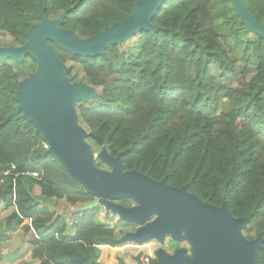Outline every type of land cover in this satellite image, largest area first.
<instances>
[{
	"label": "trees",
	"instance_id": "16d2710c",
	"mask_svg": "<svg viewBox=\"0 0 264 264\" xmlns=\"http://www.w3.org/2000/svg\"><path fill=\"white\" fill-rule=\"evenodd\" d=\"M140 1L0 0V36L23 45L43 11L49 20L66 13L61 27L89 38L125 20ZM243 2L264 25V0ZM152 25L155 33L141 31L102 56H73L50 43L62 63L73 64L71 82L97 92L76 107L87 143L121 154L125 171L184 186L215 206L224 201L233 217L249 218L247 239H264V37L239 23L231 0H165ZM35 68L30 57L0 62V204L10 210L2 227L32 232L31 258L41 264L89 260L93 244L113 245L117 237L95 221L97 209L62 216L60 202L79 208L93 197L17 108V85ZM7 239L0 235V243Z\"/></svg>",
	"mask_w": 264,
	"mask_h": 264
},
{
	"label": "water",
	"instance_id": "95a60500",
	"mask_svg": "<svg viewBox=\"0 0 264 264\" xmlns=\"http://www.w3.org/2000/svg\"><path fill=\"white\" fill-rule=\"evenodd\" d=\"M164 1L134 3L125 20L89 38H79L61 27L66 13L49 20L41 11L39 21L27 29L23 45L0 46V60L21 62L30 57L36 65L35 71L17 85V108L44 139L48 152L60 162L68 177L93 197L76 213L102 207L119 221L137 226L118 243L140 245L153 240L163 245L169 238L190 247V255L183 248L173 254L161 248L153 264H258L262 237H245L248 217L235 218L224 201L220 206L203 202L184 186L172 187L141 172L125 171L121 154L113 157L102 149L95 155L87 143V131L79 124L76 107L94 98L97 92L82 82H71L67 65L50 46L53 43L73 56H102L107 47L120 45L141 31L155 33L152 19ZM231 3L239 23L264 37V25L255 19L243 0ZM95 159L108 170L97 167ZM119 200H128L133 206L124 207Z\"/></svg>",
	"mask_w": 264,
	"mask_h": 264
},
{
	"label": "rangeland",
	"instance_id": "374dc122",
	"mask_svg": "<svg viewBox=\"0 0 264 264\" xmlns=\"http://www.w3.org/2000/svg\"><path fill=\"white\" fill-rule=\"evenodd\" d=\"M1 40V47H17V45L14 43L13 39L10 38L9 36H0ZM28 63L29 60H27ZM26 61V63H27ZM0 62H4L5 64H9L14 66L15 61L11 59H5V60H0ZM19 63V62H18ZM68 67L73 65L72 63L66 64ZM31 74V73H30ZM80 126L87 131L85 126ZM95 155L99 153V150H94ZM99 162L98 159H95V164ZM101 169L103 170H108L104 165L100 166ZM38 189L34 190L35 194H38ZM133 206V203H131ZM59 208L62 213V216L69 220L71 214L76 213V210L78 207H71L67 205L64 202L59 203ZM10 214V210H5L2 205L0 204V235H7L8 239L0 243V257H3L2 261L0 264H5V256L8 257H14L16 256L17 258H14L11 260V264H38L34 260L31 259V253H30V247L28 245V242L34 238V235L32 232H24L22 229V226L18 227L16 230L9 232L8 230L3 229L2 227L4 225V218ZM95 221L99 224H102L106 227L114 228L116 231H130L133 230V228L137 229V226L133 224H126L121 221L115 216H112L109 212H105L102 207H99L97 209V213L95 215ZM69 233H72V229H69ZM2 241V240H0ZM125 245H131L135 246L133 249L135 250V254L139 255L141 259L147 258L146 255L151 253L154 249L162 247L165 251H169L167 249V244H164L163 246H160L156 241H149L146 242L145 244L141 246H136L132 244H125ZM10 257L7 259L10 261Z\"/></svg>",
	"mask_w": 264,
	"mask_h": 264
},
{
	"label": "flooded vegetation",
	"instance_id": "af4514ba",
	"mask_svg": "<svg viewBox=\"0 0 264 264\" xmlns=\"http://www.w3.org/2000/svg\"><path fill=\"white\" fill-rule=\"evenodd\" d=\"M110 228V227H108ZM114 230V235L117 237L113 242V245H95L93 244L91 246L92 249L97 251V254L95 257H92L91 259L87 260L85 257H79L78 259H72L70 264H77L76 262L82 261L83 264H153V262L156 259V252L157 250L161 249L162 247L154 249L151 253L147 254L145 259H141L139 255L135 254V250L133 247L135 246H129L125 244H132L136 246H141L143 244L137 245L134 243H118V240L125 235L126 233L129 232H134L136 229L133 228V230L130 231H125V233L120 237L118 235L120 234L119 231H116L114 228H111ZM244 234V232H243ZM257 235L252 236L251 238H255ZM261 236V235H260ZM145 244V243H144ZM167 244V249L169 250L167 253L168 254H173L176 250L179 248H183L186 250V254L190 255V247L185 243V242H173L169 238L165 240V243ZM163 244V245H164ZM160 245V246H163ZM163 249V248H162ZM262 255L258 256V264H264V239L262 238V245L261 249ZM31 253V249H30ZM10 256L6 257L5 256V264H11V260L14 258H17L16 256L10 257V261L7 259ZM3 257H0V262L3 260ZM32 259V258H31ZM33 260V259H32ZM38 264H41L40 261L34 260ZM55 264V263H51Z\"/></svg>",
	"mask_w": 264,
	"mask_h": 264
},
{
	"label": "built area",
	"instance_id": "2783aa9c",
	"mask_svg": "<svg viewBox=\"0 0 264 264\" xmlns=\"http://www.w3.org/2000/svg\"><path fill=\"white\" fill-rule=\"evenodd\" d=\"M32 176H33L34 178H36V177H37V175H36V174H33Z\"/></svg>",
	"mask_w": 264,
	"mask_h": 264
}]
</instances>
